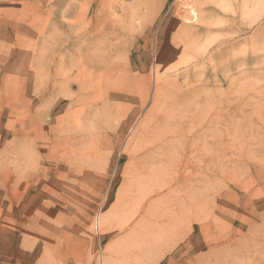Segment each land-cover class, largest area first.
<instances>
[{
  "label": "rangeland",
  "instance_id": "rangeland-1",
  "mask_svg": "<svg viewBox=\"0 0 264 264\" xmlns=\"http://www.w3.org/2000/svg\"><path fill=\"white\" fill-rule=\"evenodd\" d=\"M0 264H264V0H0Z\"/></svg>",
  "mask_w": 264,
  "mask_h": 264
}]
</instances>
